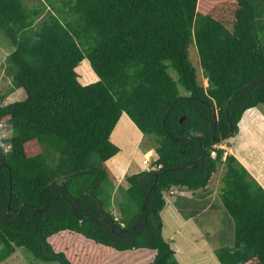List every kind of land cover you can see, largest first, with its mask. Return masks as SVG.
<instances>
[{
	"label": "trees",
	"instance_id": "obj_1",
	"mask_svg": "<svg viewBox=\"0 0 264 264\" xmlns=\"http://www.w3.org/2000/svg\"><path fill=\"white\" fill-rule=\"evenodd\" d=\"M45 5L0 0V28L12 50L0 125L13 132L11 149H0V264L18 249L46 264H72L50 242L63 233L116 254L154 252L145 264H180L163 236L161 213L171 201L186 221L227 213L234 235L227 242L217 232L220 264H264V188L233 155L214 148L231 123L234 138L245 113L264 107V0ZM192 45L208 89L190 61ZM84 63L97 82H80ZM20 90L24 100L5 105ZM124 114L156 145L151 167H162L129 176L128 189L116 188L106 168L120 153L111 136ZM222 165L221 195L212 201L207 186ZM183 188L190 198L171 195ZM119 191L127 202H114ZM118 206L120 220L108 212Z\"/></svg>",
	"mask_w": 264,
	"mask_h": 264
},
{
	"label": "rangeland",
	"instance_id": "obj_2",
	"mask_svg": "<svg viewBox=\"0 0 264 264\" xmlns=\"http://www.w3.org/2000/svg\"><path fill=\"white\" fill-rule=\"evenodd\" d=\"M25 3L29 7H40L46 4V0H25ZM60 4V3H58ZM46 6V5H45ZM46 10L42 13L40 19H43L45 15L50 11V7H46ZM12 50L10 49V43L7 40L3 30L0 28V94L6 93L9 89L12 88V80L8 79L5 74L6 61ZM190 61L197 70V76L199 83L205 88L208 89L209 82L205 79L203 74V68L200 61L199 53L195 45H192L189 49ZM5 65V66H4ZM77 72L81 75L80 82L87 83L86 85L92 84L98 81L96 75L91 71V68L88 63H84L80 68L77 69ZM173 76L175 74L173 73ZM24 92L22 90L12 94L5 101V105L20 102L24 100ZM260 110L264 113V107H259ZM258 108V109H259ZM127 117V116H123ZM122 117V118H123ZM128 118V117H127ZM121 119V122L117 126L114 134L112 135L111 142L119 147L122 150L120 155L123 156L121 159H114L108 164L106 163V168L113 173L114 175H121L125 171V163L130 165L128 174L122 179V183L125 186V189L129 188L130 183L127 182L129 176L138 175L147 171V166L145 165L146 159L157 157L156 154V145H154L153 140L148 138H143L141 144H137L136 140L138 136L136 134L134 127H125V121ZM129 119V118H128ZM130 120V119H129ZM240 130V129H239ZM142 135V134H140ZM13 136L12 129L9 125L3 124L0 125V149L5 153L11 149L10 144L7 142ZM240 136V132L238 133ZM143 137H145L143 135ZM237 137V136H236ZM235 138V137H234ZM220 140L221 143L217 144L215 149L230 148V152H226L227 155H233L234 144H230L232 139ZM149 156H146L147 154ZM242 159V152L236 153ZM152 156V157H151ZM213 157H216V153L213 154ZM225 159V158H224ZM225 161V160H224ZM239 162V161H238ZM240 163V162H239ZM234 167H238L237 164ZM226 172V167L222 165L219 170L212 176L209 185L207 186V191H210L211 194H208V198L212 201H219V196L221 195V188L223 187V177ZM116 188H118L116 186ZM184 192H188L183 189ZM126 194L124 192H116L114 194V202H127ZM165 198L170 201L169 195L165 194ZM121 208H110L108 212L113 214L116 219H121L122 212ZM170 211H176L170 205L167 206L166 211L162 212V219L164 223V238L169 241L170 239L174 240L173 248L177 249L178 261L180 264H220L218 259L214 254V246L220 244L218 241L219 234L217 232L220 230L225 235V240L227 242L231 241L234 235V227L231 222H228V215L226 212H221V215L216 219V217H210V214H205L200 218H197L196 221L180 226L179 223H174L173 219L170 218ZM168 212V213H166ZM121 213V214H120ZM177 213L174 212L172 214ZM171 217H175L171 215ZM184 221V220H183ZM217 235V236H216ZM54 246L55 250L58 253H65L66 256L71 260L72 264H145L152 257L146 256L147 252L138 253L132 252L130 254H116L113 251H109L106 248L97 246L95 243L86 240L82 236H76L71 233H63L50 241ZM224 244V243H223ZM220 244V246H223ZM214 245V246H213ZM137 255H142L138 259ZM137 257V258H136ZM136 258V259H135ZM1 264H46L39 260H36L30 253L24 249H18L16 254L11 258L4 261ZM49 264H58V263H49Z\"/></svg>",
	"mask_w": 264,
	"mask_h": 264
},
{
	"label": "crops",
	"instance_id": "obj_3",
	"mask_svg": "<svg viewBox=\"0 0 264 264\" xmlns=\"http://www.w3.org/2000/svg\"><path fill=\"white\" fill-rule=\"evenodd\" d=\"M84 84L86 85L87 83H84ZM123 116H127V114H124ZM127 117H123L122 120H124V118H127ZM128 118L125 121V127H129L128 125H130V127L135 128L133 130H135L136 134H138V132H139L138 136H141V137L140 138L138 137V139L136 140V143L140 145L142 142V139L145 137H143V134L137 128V126L131 121V119L129 118L130 119L129 120ZM239 129H240L239 130L240 136L237 135V137L232 139V141L230 142V144H232V145L234 144V149H233V153L235 152L234 157L237 159V161L240 162V164L242 166H244L246 168V170L250 173V175L264 188V113L260 110V108L259 109L254 108V109L248 110L245 113V115L243 116V118L239 124ZM140 134H142V135H140ZM111 138H112V136H111ZM224 149L227 152H230V148L226 147ZM238 152L243 153L242 159L240 156H238L236 154ZM121 153H122V150L120 149V153L116 157H114L112 160H114L116 158L118 160L120 158L122 159L123 156L120 155ZM112 160H110V161H112ZM110 161H108L107 164ZM124 166H125V171L123 174L114 175L112 173L117 179V183H116L117 187L122 186V184H123V183L121 184L122 179L124 178V176L126 174H128L129 169L131 168L128 163H125ZM183 189H181L182 191L175 189L171 192V195H173V196L177 195V197L183 195L186 197L188 196L190 198L192 195V192H190L187 189H185V190L188 192H184L183 194H180V195L177 194L178 191L180 193L183 192ZM169 205L177 211V213H175V214H172V213H174L176 211H170V213H169V216L171 219H173L174 223L177 222L180 224V226H183V225L190 224V223L197 220V219H191L189 221L184 220V218L182 217L178 208L174 205V202L173 201L168 202L167 206H169ZM167 206H166V208H167ZM166 208L163 212L166 211ZM166 213H168V212H166ZM171 215H174L175 217H171ZM161 217H162V215H161ZM169 242H170L172 248L175 247L174 246L175 242L173 239H170ZM173 249L177 255V252H176L177 249H175V248H173ZM155 255L156 254L154 252H147L146 256H149V257L151 256L152 258L149 259V261L152 262ZM177 260H178V258H177Z\"/></svg>",
	"mask_w": 264,
	"mask_h": 264
},
{
	"label": "water",
	"instance_id": "obj_4",
	"mask_svg": "<svg viewBox=\"0 0 264 264\" xmlns=\"http://www.w3.org/2000/svg\"><path fill=\"white\" fill-rule=\"evenodd\" d=\"M185 118H183V119H181V123H183V120H184ZM217 125V122L215 121V126ZM233 126H231V128H230V130H229V132L227 133V134H225V135H223V136H221L220 137V140H226V139H228L229 138V136H230V134H232L233 133ZM176 142H179V140H175ZM1 168V167H0ZM194 168H196V167H194ZM158 177H159V174H156V181H155V183H154V185L151 187V190H150V192H149V195L155 190V187H156V183H157V181H158ZM148 195V196H149ZM147 200H148V197H147ZM50 202V201H49ZM146 209V204H145V206H144V210ZM113 227H115L116 226V224H113L112 225Z\"/></svg>",
	"mask_w": 264,
	"mask_h": 264
},
{
	"label": "clouds",
	"instance_id": "obj_5",
	"mask_svg": "<svg viewBox=\"0 0 264 264\" xmlns=\"http://www.w3.org/2000/svg\"><path fill=\"white\" fill-rule=\"evenodd\" d=\"M123 117V116H122ZM122 119V118H121ZM120 123V122H119ZM240 124V123H239ZM229 139V138H228ZM227 139V140H228ZM223 150H225L223 147H221ZM2 150V149H1ZM3 151V150H2ZM226 151V150H225ZM147 155L146 156H149L150 154H148V153H146ZM214 154V153H213ZM152 157V156H151ZM152 158H149V159H146V161H148L147 162V164L145 163V165L147 166V171L146 172H156V171H158L159 169H161L162 167H160V168H157L156 166H153V167H151V160ZM145 161H143V163H144ZM145 173V172H144Z\"/></svg>",
	"mask_w": 264,
	"mask_h": 264
},
{
	"label": "flooded vegetation",
	"instance_id": "obj_6",
	"mask_svg": "<svg viewBox=\"0 0 264 264\" xmlns=\"http://www.w3.org/2000/svg\"><path fill=\"white\" fill-rule=\"evenodd\" d=\"M218 117H219V111L217 110V109H215V111H214V124H215V121L217 122L218 121ZM231 126H233L232 125V123H231ZM231 126H230V128H231ZM233 130H234V127H233ZM234 132V131H233ZM228 133V132H227ZM226 133V134H227ZM225 135V134H224ZM231 135V134H230ZM223 136V135H222ZM221 137V136H220ZM229 138H230V136H229ZM219 140H220V138H219ZM227 140V139H226ZM194 167H196V165L194 166Z\"/></svg>",
	"mask_w": 264,
	"mask_h": 264
},
{
	"label": "built area",
	"instance_id": "obj_7",
	"mask_svg": "<svg viewBox=\"0 0 264 264\" xmlns=\"http://www.w3.org/2000/svg\"><path fill=\"white\" fill-rule=\"evenodd\" d=\"M148 161H145V163L147 164Z\"/></svg>",
	"mask_w": 264,
	"mask_h": 264
},
{
	"label": "bare ground",
	"instance_id": "obj_8",
	"mask_svg": "<svg viewBox=\"0 0 264 264\" xmlns=\"http://www.w3.org/2000/svg\"><path fill=\"white\" fill-rule=\"evenodd\" d=\"M206 79V78H205Z\"/></svg>",
	"mask_w": 264,
	"mask_h": 264
}]
</instances>
